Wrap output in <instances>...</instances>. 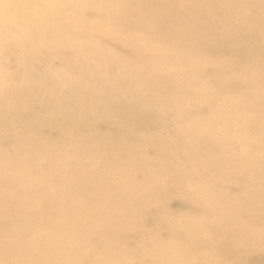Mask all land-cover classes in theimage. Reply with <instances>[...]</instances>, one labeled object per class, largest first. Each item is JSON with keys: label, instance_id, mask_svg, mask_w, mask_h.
Wrapping results in <instances>:
<instances>
[{"label": "bare ground", "instance_id": "1", "mask_svg": "<svg viewBox=\"0 0 264 264\" xmlns=\"http://www.w3.org/2000/svg\"><path fill=\"white\" fill-rule=\"evenodd\" d=\"M178 1L187 2L185 11L191 0ZM17 3L25 5L12 15L0 14V87L6 89L0 93V264H132L125 259L124 251L119 252L123 239H127L128 223L138 226L146 220L141 218L144 212H156L158 207L162 213L172 214L169 202L177 198L171 186L185 185L199 170L206 179V191L197 194L187 211L199 207L203 217L174 212V216L165 218L166 223L162 217L153 219L159 226L150 239L160 248L149 259L154 261L152 256L156 257L162 264H242L233 260L231 251L235 248L226 237L240 234L252 238L243 221L245 215H254L256 202L247 196L246 207L231 209L232 199L222 193L219 184L230 177L242 185L252 181L258 196L264 197V35L263 52L253 54L255 57L246 54L242 59L245 64L222 59L218 47L223 39L242 29L255 42L252 29L264 33V6L257 9L258 0H205L203 4L192 0V13L187 19L195 27L179 31L168 24L163 35L152 36L147 23L153 18L143 1L138 5V23L130 25H138L152 36L146 38V46L152 45L155 51L138 54L130 68L119 65L121 58L111 59L102 49L95 63H85L87 47L99 46L88 36L92 28L89 18L99 14L85 1L0 0V7L6 4L16 8ZM129 5L121 2L117 8L128 9ZM203 17L208 20H199ZM51 24L60 30H75L82 39L68 49L54 87L43 97L34 90L32 97L28 79L16 84L6 81V50H12V40L27 44L29 35L46 34ZM107 25L95 28L96 35L118 39L123 27ZM195 35L199 42L194 40ZM23 55L22 62L27 66L32 58L28 53ZM102 65L112 71V77L93 86V66ZM81 78L82 86L77 84ZM33 79L43 80L35 75ZM109 86L118 90L111 92ZM86 88L93 93L88 102L81 96L76 98L86 94ZM137 93H151L153 101L175 113L177 120L165 126L163 137H134L125 144L121 137L127 134L122 131L115 135L84 131L90 127L83 116L95 115L100 124L108 123L110 117L100 107L105 111L113 100H131ZM162 93L167 95L166 100L176 103H162ZM68 96L74 97L79 106L65 104ZM39 107L48 112L43 114ZM26 116L28 119L23 120ZM19 119L24 121L21 126L16 124ZM43 125L62 129L61 136L51 143L53 147L42 145L41 128L28 132L32 126ZM150 144H160L155 151H163L164 160L146 157ZM130 154L134 156L132 166L142 169L139 181L126 176L130 165L122 159ZM213 178L217 180L208 185ZM18 182L23 187H16ZM162 197L169 199L167 205L154 207ZM215 216L218 218L213 219ZM226 224L229 228L219 230ZM213 233L219 237L215 243H203L201 239L198 243L200 235L209 237ZM139 234L144 232L140 230ZM228 248L231 251L223 255ZM104 250L113 253L101 256L98 251ZM15 251L20 256L12 255ZM189 252L195 256H188Z\"/></svg>", "mask_w": 264, "mask_h": 264}, {"label": "rangeland", "instance_id": "2", "mask_svg": "<svg viewBox=\"0 0 264 264\" xmlns=\"http://www.w3.org/2000/svg\"><path fill=\"white\" fill-rule=\"evenodd\" d=\"M85 1V5L89 8H93L99 15L90 16L89 22L92 28L88 29V36L92 37L98 42L96 48L87 47V56L85 57V63H95L96 58H100L101 51L105 50L108 53L109 58H121L122 64L128 66L130 68L135 65V58L140 53L148 52L150 54L154 53L155 48L146 46V38L151 39L153 35H163L168 27V24H174L178 27L179 31L187 30L191 27H195L193 25V21L187 19L192 13V5L190 1L189 5L186 7L185 11L183 10V6L187 5V2L184 1L180 3L178 0H79ZM144 3L148 7V13L152 16L153 20L150 17L147 25H151L152 33L150 36L146 30H143L138 25H130L137 24V17H140V12L138 9V5H142ZM203 1V2H202ZM127 3L129 8H117L120 6V3ZM132 2H135V5H131ZM200 3H205V0H199ZM77 3H80L77 1ZM103 4H107V8H104ZM25 4L17 3L16 8L12 5H4L0 7V14L9 13L11 15L13 12L17 11L18 7H22ZM167 5V7H165ZM264 6V0H258L257 9H261ZM121 7V6H120ZM168 11V13H167ZM222 15L227 17L226 13H222ZM170 16V17H169ZM199 20H208L207 17H203ZM107 22L109 24L107 25ZM119 26L122 28V33L118 36V39L113 40L110 36H106L104 34L96 35L95 28L99 26ZM138 26L139 29L136 28ZM263 29H264V21H263ZM176 29V28H173ZM46 34H40L37 37H33L31 35L28 36V43L21 44L18 40H12V50L8 53L4 58V76L6 77V81L9 83H18L19 80L28 79L27 83L29 86V92L32 94V97L37 93H40L42 97L45 93H48V90L54 87V83L62 72V64L65 62L68 54V49H70L71 45L74 42H79L82 38L78 34L79 32L73 30H60L57 25L51 24L47 28ZM253 34L256 35V41H251L250 35L246 34V30L242 29L239 34L227 37L221 41L218 47V54L224 60H231L240 64H245L246 62L242 61L243 57H246V54H250L254 56L255 53L263 52V32L259 31L258 28L252 29ZM156 36V38L158 37ZM194 40L196 42L200 41L198 36H194ZM43 41V42H41ZM58 45V47H56ZM56 47L59 51L55 50ZM139 47L138 50L135 49ZM140 51V52H137ZM24 52L28 53L30 59L28 65L26 66L22 62V56L24 57ZM240 53V54H239ZM255 57V56H254ZM254 63L256 61H253ZM110 63V61H109ZM108 63V65H109ZM90 69H92L91 65H87ZM95 72L94 76L91 79V83L95 84L93 86L98 85L99 81L104 78H111L112 71L108 69V67L102 66H93ZM57 71V72H56ZM42 78L41 81H36L33 79V76ZM53 81V84L49 86ZM235 81V80H234ZM47 82V83H46ZM84 83V79L81 78V82L77 83L80 86ZM46 84V85H45ZM79 92L82 91L81 88H77ZM108 89L111 92L118 90L115 86H109ZM35 90V91H34ZM34 91V92H33ZM6 89L0 87V93H5ZM86 94L77 95L76 98L81 96L84 102H88L92 99V90L90 88H86L84 90ZM75 93L76 90H75ZM164 101L162 103H176V101L166 100L167 95L162 93ZM21 97V96H20ZM18 97L17 99H19ZM61 98V96H59ZM152 94L148 93L147 95L133 94L130 99L126 100L125 98H117L113 100L112 103L108 104L107 109L104 111L103 107H100L101 112H106L110 117V121L108 123H102L96 119L95 115H86L82 117V120L87 123V127L89 129H85L86 132H97L100 135H115L119 131L127 134L125 137H121V141L125 144H128L132 141L134 137L138 139L143 138H151L155 136L163 137L165 133L163 132L165 126L171 124L176 119L175 113L169 112L163 107L159 106V104L152 99ZM65 97L63 98V101ZM138 99V100H136ZM82 99L80 98V101ZM35 103V102H34ZM65 104L70 105L72 107H78L79 103L74 97H67V101ZM37 105H32L35 108ZM40 111L45 114V109L39 107ZM48 111H46L47 113ZM189 116L186 115L180 119L181 122L185 120V118ZM97 118L101 119L103 117L97 116ZM23 118V120H27ZM22 119L16 121V124L21 126L24 122ZM44 126V125H43ZM93 129H92V128ZM41 128V129H40ZM42 132L41 135L43 138L42 141H45L43 146H52V142L56 140L58 136H61L62 129L58 126L47 125L44 127H30V133H34L37 130ZM41 142V141H40ZM160 144H150L147 150L146 157L151 159L153 156H157L158 158L165 159L163 156V151H155ZM59 147H63V145H58ZM236 153L240 154V150L236 149ZM123 162L130 165V169L126 176L131 175L135 177L136 181L140 180L142 176V169L136 168L132 166L134 161V156L130 154L122 159ZM46 165V164H45ZM44 165V167H45ZM52 168V165H46ZM108 173V172H107ZM52 175L48 176V179L51 178ZM119 176L116 177L118 179ZM217 178H213L209 181L208 185L213 184ZM224 182L219 184V188L222 190L227 198L233 205L231 209L244 208L247 205V196H250L255 202L256 207L254 209V215H245L243 223H247L249 226L250 232L253 233L251 239H246L244 236L240 234H233L229 237H226L232 243L234 250L231 251V248L225 249L222 254L226 255L230 251L233 254V260L236 263L242 264H264V197L258 196L257 190L253 187L252 181H245V184L242 185L239 183L235 177H230L223 180ZM187 183L185 185H175L171 186L176 193L174 197L177 200H171L169 202L170 206L173 209V213H162L158 207V211L156 212H144L141 218L146 220L142 221L138 226L134 223H128L127 229L128 235L127 239H123V242L120 245L119 252L124 251L123 255L127 261L132 264H162L160 263L156 257H153L154 261L149 259L154 251H157L160 248L159 243L152 242L153 239H150V235L157 231L159 224L157 222L152 221L153 219H164L166 223V219L170 215L174 216V212L178 215H184L190 218H202L200 215L199 207L192 209L191 211H187L189 208V203L195 201L198 193H204L206 189L204 186L206 185V179L203 174L200 172H196V175L188 178ZM16 187H23L21 182L16 184ZM193 185L195 187H193ZM244 186L241 190V187ZM258 186V185H257ZM264 191V186L261 187ZM213 195L217 194L216 190L209 189ZM172 197V198H174ZM81 199L83 197H80ZM171 198V199H172ZM169 199H164L162 197L159 201L160 203H155L153 206L157 207L160 204H166ZM75 203L76 199H75ZM95 203V202H94ZM235 203V204H234ZM188 206V207H187ZM51 211H54V207L51 208ZM213 219H217L218 217H212ZM162 220V219H161ZM163 222V224H165ZM229 228L228 224L223 226L219 230H226ZM142 230L144 234H139V231ZM215 233V232H214ZM211 234V236L206 237L205 235L199 237V240L203 243H215L216 239L218 240V236ZM99 239L102 236L98 237ZM104 239V237H103ZM209 241V242H208ZM101 256H107L113 253L112 250H104L98 251ZM151 252V253H150ZM20 256V254L15 251L12 255ZM156 254V253H155ZM194 252H189L188 256L193 255ZM99 255V254H98ZM35 257V255H33ZM13 264H20V262H15Z\"/></svg>", "mask_w": 264, "mask_h": 264}]
</instances>
